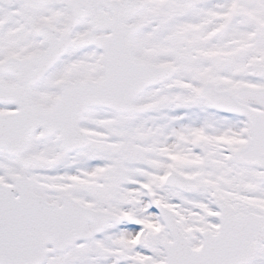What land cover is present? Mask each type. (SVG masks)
<instances>
[{"label":"snow or ice","instance_id":"snow-or-ice-1","mask_svg":"<svg viewBox=\"0 0 264 264\" xmlns=\"http://www.w3.org/2000/svg\"><path fill=\"white\" fill-rule=\"evenodd\" d=\"M0 264H264V0H0Z\"/></svg>","mask_w":264,"mask_h":264}]
</instances>
